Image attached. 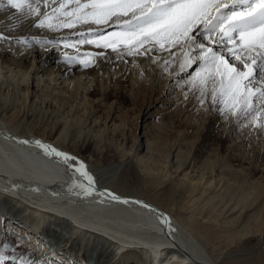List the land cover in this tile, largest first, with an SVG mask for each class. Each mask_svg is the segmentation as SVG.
Wrapping results in <instances>:
<instances>
[{
  "label": "bare ground",
  "instance_id": "6f19581e",
  "mask_svg": "<svg viewBox=\"0 0 264 264\" xmlns=\"http://www.w3.org/2000/svg\"><path fill=\"white\" fill-rule=\"evenodd\" d=\"M4 3L5 7L0 9V19H4V15L10 10L6 0ZM4 21L7 22L8 19L6 21L5 17ZM4 31H6L5 34H9L13 30L7 28ZM28 33V36L33 37L43 33L40 38L50 35L46 39L53 35H72V31L67 29L53 33L44 32L33 27V24L29 25ZM6 36L12 37L13 35ZM2 45H4V50L2 49L3 52L0 53V61L6 63L7 67L28 68L32 70V75L35 77L43 72L50 78L44 81L41 75L38 79H25L24 86L19 89L24 95L25 102L22 100L24 104L20 103L21 105L18 104L19 102L15 103L19 112L15 109L3 115L1 112L6 111L0 110V244L10 245L6 255L19 256L22 253L19 250L13 252L11 248L20 238L24 241L19 246V249L24 250L23 253L29 254L35 260L43 258L47 264H235L231 259L233 256L245 255V250L243 251L242 248L244 239L252 242L254 250L264 248V220L262 219L261 223L263 232H249V226L247 229L248 222H257L264 206V198L256 194L263 186L264 177L258 176L257 179H253L254 181L252 180L249 186H252L251 190L248 188L246 192H241L236 199L232 197L227 204L220 201L223 207L219 212H213L212 209L215 206L213 202H216L218 198L221 200V196L218 197V193L214 192L216 201L215 196L213 198L204 196L205 191L203 193V190L206 187L201 191L199 190L202 188L200 184L201 188L198 189L199 181L201 178L204 179L202 177L204 174L196 173L192 176L190 174V171L194 169L192 165L196 163L195 161L204 157L205 152L202 151L205 149H212L217 144H221L224 150L230 152L243 147L242 143L245 138L235 122L229 121L230 117L228 121L222 119L211 109L206 126L198 132L195 131L198 139L195 147L197 155L193 154L194 159L198 160H194V164L192 161L191 164L187 163L189 162L187 159L185 163H181L184 161L181 156L183 155L181 144L184 139L188 140L190 134H194V129L187 120L189 116L184 114L183 108L177 109L175 105L181 100L179 96L185 94L186 87L180 86L174 89V87H179L174 82V76L167 72L161 73L151 60L137 57L133 63L132 58L128 57L129 62L122 61L124 63L122 67H115L113 64L118 60L114 54L109 52L108 57L99 60L95 67H90L88 71L78 75L80 65L67 64L63 59L64 49L60 51L59 56H56L53 55L54 50L45 51L39 45H33L28 50L23 46L5 43ZM11 47L17 48L16 58L8 50ZM34 50L43 51V54L37 60L33 56L32 61L24 67V51L32 56L30 51L33 53ZM82 51L95 52L97 49L86 45ZM67 54L74 56L78 53L70 47ZM178 65L177 60L173 70L177 69ZM140 67H147L148 71L153 70L148 81L150 94L155 93L154 87H159L161 96L168 98L163 101H160L161 99L152 102L149 100L146 105L141 106V110L135 114L137 121L135 134L129 138L128 133L130 132H126L128 127L124 123L123 113L125 111L120 108L119 100L122 97H128L131 100L133 89L129 84L131 74L135 68ZM100 74L109 76V86L108 83L105 84L102 81V78H98ZM162 74L164 75L160 76ZM82 78L89 79L84 84V80L81 81ZM70 79L71 83L68 85L67 81ZM89 80L92 82L91 86L88 85ZM70 86L75 87V90L76 88L81 89L82 101H85L86 96L89 95L88 99L92 103L90 111L88 109L89 112L84 110L86 101L75 103L73 98V101L69 102V93L65 94L69 97H66L68 101L60 98L61 96L64 98V93ZM196 95V93L193 94L190 103L197 100ZM107 97H112V101L108 102L106 99V102ZM132 101L136 103V100ZM163 110L172 112L170 119L172 122L184 125L183 129L173 131L179 143L172 144L173 147L166 155V166L172 172L168 173V178L174 174V179L178 184L190 178L189 186L184 185V181L181 182L187 187L183 190L186 195L184 196L182 191L180 195L184 196L183 199L186 201L182 199L185 202H182L180 207H176V211L163 207L166 195L157 194L160 189H155L153 197H147V199L137 193L135 187L132 186L133 179L143 176L148 183L151 181L153 186L158 183L156 185L158 188L159 185L160 188L161 186L168 187V181L166 178L163 179L167 176L161 177L163 181L159 179L158 174L153 178L151 176L155 173L149 176L148 167L143 165L152 158L154 144L150 142L148 134L154 128L153 121L157 114ZM21 123L26 125L22 127ZM157 128L160 127L157 125ZM115 136L121 139V141L117 139L120 143L118 141L114 143ZM20 140H40L54 146L59 151L77 157L94 177L96 188L99 191L107 190L129 202H114L109 197L97 194L84 197L76 194L78 189L70 193L68 186L77 177L56 158L46 157L42 150L34 144H21L18 142ZM128 148L131 150L130 154L126 152ZM163 155L160 156L164 157ZM207 156L204 158L206 159ZM107 157H111V161L102 165L100 161ZM204 158L203 162L201 160L199 163L209 164L210 160L204 162ZM237 162L239 166L244 163L242 159H237ZM209 165L205 167L208 168ZM198 167L200 166L196 168ZM201 169L205 170L203 167ZM255 170L264 171V166H257ZM238 172L239 170L236 173ZM218 173L219 177L215 174L214 176L220 178V172ZM186 182L189 183V181ZM179 186H175L178 191L181 190ZM168 191L170 193L171 189ZM132 201H141L151 207H142ZM221 203L218 205L220 206ZM162 215L169 221L167 226L161 222ZM166 239H168L167 243L178 248L180 252L175 248L168 249V246L164 244ZM160 244L164 245L160 246ZM165 251L168 257L155 259L157 254H163Z\"/></svg>",
  "mask_w": 264,
  "mask_h": 264
},
{
  "label": "snow or ice",
  "instance_id": "6c2138e0",
  "mask_svg": "<svg viewBox=\"0 0 264 264\" xmlns=\"http://www.w3.org/2000/svg\"><path fill=\"white\" fill-rule=\"evenodd\" d=\"M21 16L33 19V27L49 32L72 31L71 36L41 39L33 36L5 37L7 41L45 51L61 48L63 59L81 68L95 67L109 52L116 60L133 63L137 57L152 61L161 73L174 76L177 86L196 93L201 107L210 97L212 110L222 119L232 118L238 127L264 129V0H6ZM58 5V6H56ZM5 7L0 0V9ZM51 9L49 12L48 9ZM85 45L97 51H82ZM77 56H69V48ZM11 50V48L9 49ZM179 61L178 68L173 66ZM183 81V82H182ZM244 121V124H241ZM34 144L46 157L56 158L74 174L71 193L92 194L128 203L115 193L99 191L94 177L77 157L40 140ZM142 207L150 205L132 201ZM165 226L167 217L161 216ZM20 238L12 245L19 250ZM8 243L0 244V264H47L27 253L6 255Z\"/></svg>",
  "mask_w": 264,
  "mask_h": 264
},
{
  "label": "rangeland",
  "instance_id": "374dc122",
  "mask_svg": "<svg viewBox=\"0 0 264 264\" xmlns=\"http://www.w3.org/2000/svg\"><path fill=\"white\" fill-rule=\"evenodd\" d=\"M48 11L50 12L51 9L49 8ZM6 15H4V16L6 17V21L8 19L7 22L4 21V19H5L4 16H3L4 19H0V34H3L5 37H7L6 35H10V34L13 35L12 37L28 36L29 35V33H28V27H29L30 24H33V22H34L32 18L27 17V16L20 17L21 15L15 13V10L12 9L11 7H10V10H9V13H7ZM14 19H15V21L16 20L17 21L15 22ZM18 22H19V24H18ZM10 24H11L12 27L10 26ZM7 28H9V29L11 28V30H13V31L10 32L9 34L8 33L5 34L6 31H4V30H6ZM44 32H49V31H46L45 30ZM42 34L43 33H41V35L40 36H37V37L40 38L42 36ZM48 36H50V35H47L46 37H42L41 39H46ZM60 37L61 36H54L53 35L49 39H53V38L54 39L55 38L59 39ZM4 43L5 44H8L7 41L3 42V44ZM12 45L16 46L15 44H12ZM17 46H19V45H17ZM3 47H4V45H2V43H0V53L3 52V50H4ZM11 49L12 50H9L8 49L9 52L12 53V55L15 56V58H16V54H18L17 53L18 52L17 51V48L11 47ZM62 49L63 48H61L59 51L54 50L55 53L53 55L59 56L60 51ZM24 52H25V54H23L25 56L23 58V59H25L24 60V63H23L24 64V67L27 66L30 63V61H32L33 56L37 60L43 54V51H35L34 50L33 53L30 51V53L32 54V56H31V55H29V53L27 54L26 51H24ZM21 54L22 53H20V55ZM77 55L78 54H74V56H77ZM18 57L19 56H17V58ZM59 59H61V58H59ZM123 65H124V63L122 61H118V62H115L113 64V66H115V67H122ZM146 68L145 67H140L139 69L138 68H135L134 71L131 74V81L129 83L131 85V88H133L132 89V93H131V96H132L131 100H129L128 97H122L119 100L120 108L122 109V111L123 110L125 111L123 113L124 123H125L126 127H128V129H127L126 132H130V133H128V135L130 136L129 138H131L135 134V128H136V125L135 124L137 122L136 121V118H135V114L137 113L138 110L139 111L141 110V106L143 104L146 105L149 102V100L151 102L154 101V100H156V99H159V100L161 99L160 101H163V100H165V99L168 98L167 96H161L160 88L159 87H154L155 93L154 94L153 93L150 94L148 81L150 80V74L152 73L153 70H150L151 71L150 72ZM85 71H88V69L85 70L83 68H80L79 69V72H78V75L81 74L82 72H85ZM147 71H148V74L149 75L146 73ZM32 74H33L32 70H29L28 68H24V69L23 68H18V69L15 68L14 69L13 67H10V66L7 67V64L6 63H3V62L0 61V85H1L0 86V99H1L0 100V110L1 109L2 110L4 109L6 111V112H3L2 111L1 114L5 115L4 113H7L8 111H12V110L15 111V109L18 111L19 108L17 107V105H15V103L17 104L19 102L18 104H20V103L24 104L23 103V101L25 100L23 98L24 95L21 94L22 92H20L21 90H19V89H22V87L24 86V84H25V81L24 80L25 79H27V78H28V80L29 79L31 80V78L38 79V78H40L41 75H43L42 80L44 79V81H45V79H50L43 72L40 73V74H38L36 77H35V75H32ZM105 75L104 74H100V76H98V78H102V81L105 82V84L108 83L107 85L109 86V84H110V80H108L109 76L108 75L105 76ZM138 75H139V77H138ZM163 75L164 74H162L160 76H163ZM88 79L89 78H85V79L82 78L81 81L84 80V84H85L88 81ZM70 83H71V79H70V81L69 80L67 81V84L68 85H70ZM91 84H92V82L89 80L88 85L91 86ZM70 87H72V86H70ZM70 87L67 88L68 91H65L67 89L64 90L65 91L64 98H63V96H61L60 98H62V100H65V101L67 100L68 101V99L66 97H68L67 95L69 93V95H70V98L68 97L69 98V102L73 101L72 100L73 98L75 100L74 101L75 103H77V102L78 103H84L86 101V104L84 103L85 106L82 104L85 107V108L84 107L83 108L86 111H88V109L90 111L91 104L92 103L88 99L89 98V95L86 96L85 101H82V99H81L82 98L81 89L78 90L76 88V90H75L74 89L75 87H72L73 89L70 88ZM176 88L178 89V88H180V86L179 87H174V89H176ZM65 94H67V95H65ZM193 94H194L193 92H189L188 95H187V98L185 97V94H183V95L181 94V96H179L181 100H179L175 104V105H177V109L183 108V111L185 110L184 111V114L186 113L190 117L189 118L186 115V118L188 117L187 118V120L189 121L188 123L194 129L193 130L194 134L193 133L190 134L193 137L192 136L190 137V135H189L188 138L186 137L188 140L186 141L184 139V141H183V143H186V144H183V143H182L183 145L181 144V149H182L181 152L183 153V155L181 154L182 161L184 160L181 163H185L186 162V159H187V161L189 160V162H187V163H190V164L192 162H193L192 164H194V160H198V159H194V156L195 155L193 154V153L196 154V152H195L196 151V148L195 147L197 146V142H198L197 132L206 126V122H207V120H208V118L210 116V112H211V109H212L211 104H210V97H209L208 100H206V103H205V105L203 107L200 106L198 100H195L194 102L190 103V101H191V99L193 97ZM75 98H77V100ZM79 98L81 99V101H80ZM106 99L108 100V102L112 101V97L105 98V101L107 102ZM83 100H84V98H83ZM132 100H136V103H134L135 101H132ZM133 104H134V106H133ZM127 108L130 109V110H126ZM171 115H172V112L171 111H168V110H163V111H161V112H159L157 114L156 119L153 121L154 128H152V132H149L150 134H148V138H149L150 142L152 143V145L154 144V146H152V151H153V154H151L152 155L151 156L152 158H150L148 161H146L143 164L146 168L148 167L147 169H149V173H150L149 176H151L152 173H155V175H152L151 176V177L154 178V176H157V174H158V176H160L159 179H161V181H163V179L165 180V178H166V180L168 181V184H167L168 187L170 185L171 186L169 188L167 186H163V187L161 186V188H160V185H159V188H158V187H156V185H158V183H156L154 185L155 186L154 187L153 184H151L152 182L149 181L150 183H148L147 182V179L145 177H143V176L142 177L139 176L137 179H133L132 186L135 187V190H136L137 193L142 194L141 196L143 198L153 197V195L155 194V189H160L159 193H157V194H159V195H164L165 194L166 195V200L163 203V207H166L167 209L172 208L174 211H176V207H180L183 204L182 202H185L186 201L185 199H183L184 196L186 195V193H183V190H184V188L186 186H189V184H190V178L188 177L189 180H187V178H186V179L180 181L179 182L180 186H179L178 182H176V180L174 179V174L172 175V177H170L172 179L168 178V173H172V172L169 171L168 168H167V166H166V160H167L166 155H168V152L170 151L171 147H173L172 144L175 145L178 142V139L174 135L173 131L176 130V129H180V128L183 129V126H184L182 124L181 125H178L177 123L172 122L170 120L171 119ZM229 121L230 122L233 121L231 117H230ZM186 123H187V121H186ZM244 123H245L244 121L241 122V124H244ZM25 125L26 124H24V123L22 124L21 123V126L22 127L25 126ZM157 125H158V127H160L159 129L157 128ZM239 130L241 132V135L245 138L244 139V143H242L243 144V147L242 148L235 149V150H233L234 152L233 151L230 152V151L224 150L222 148L221 144H217V145L213 146L212 149H207V150L205 149L206 151L205 150L202 151L203 153L205 152L204 155H203L204 157L207 156V155H209V152H210V155L207 156L206 159L203 157L204 158V162H206V160H208V161L210 160V163H211V164L209 163L210 165L207 162H206L205 165H201L202 162H203V158H202L201 159L202 162L199 163V161H201V160L195 161L196 163L194 165H192V168L194 166V169L192 171L189 170L191 176H192V174H196V173H199L200 175L201 174H204L205 175V176L202 175V177H204V179L207 181V183H206V181L203 178H201V181L203 183L201 181H199V184H198V186L201 184L200 186L202 188L200 186L198 187V189L201 188V189H199L201 191H202V189L204 187H206V189L204 188V190H203V193H204V191L206 193V194L204 193V196L205 195L206 196H211V198H213L215 196L214 197V200L215 201H216L215 198H216V194L217 193H218V195H217L218 197L221 196V200H219V198L217 197L218 200H219V201L217 200L218 202L217 201L216 202H213L212 201L213 204L215 203L214 205L216 207H219V208H216L211 203V206L212 205L214 206V208L212 209L213 212H219L220 208L223 207L222 203L223 204H227V202L229 200H231L232 197L236 199V197L239 196L241 194V192H246L248 188L251 190V187L252 186L251 187H249V186L251 185V182L254 181L253 179H257L258 176L259 177L260 176H263L264 177V173H263L264 171L259 172V171H257L258 169L255 170V167H257V166L258 167L260 165L264 166V151H263V149H264V129H253L251 126H248V127H239ZM195 131H197V132H195ZM117 137L116 136L114 137V139H113L114 143H116L118 140L121 141V139L119 137L118 138ZM186 146H188V147H186ZM128 149H126V152H128V154H130L129 152H131V150H130V148H128ZM213 149H214V151H212ZM156 154L158 156H156ZM162 154H164L163 155L164 157L160 156ZM192 155H193V157H192ZM186 156H188V158ZM155 157H157V158H155ZM191 158H193V159H191ZM214 159H216V160H214ZM237 159H239V160L242 159L244 161V163H243L242 166L237 165L238 164ZM235 160H236V162H235ZM101 161H100V163L102 165L103 164L105 165L107 162L109 163L111 161V157L104 158ZM151 161H153V162L151 163ZM157 162H159V163L157 164ZM151 164H153V165L151 166ZM181 165L183 166V164H181ZM195 165H196V167L197 166H200V167H198V169H197L195 167ZM208 165H209V167L206 168L205 166H208ZM237 166H239V167H237ZM202 167L205 170H202L201 169ZM151 168H153L154 170L151 169ZM199 168L201 169V171H200ZM260 168H262V167H260ZM195 169L196 170H199V171L197 172ZM206 169H208L207 170V172H208L207 175L205 174ZM209 169H211V170H209ZM155 170H156V172H155ZM217 170H219V171H217ZM231 170L233 172H235V173H233ZM235 170H237V171L239 170L238 173H240V174L236 173L237 171H235ZM218 172H220V178L215 177V176H218L219 177V173ZM161 173H163V174H161ZM212 173H213V176L211 177ZM214 174H215V176H214ZM234 174H235V176H234ZM164 176H167V177H164ZM161 177L162 178L164 177V178L162 179ZM233 177H235V178H233ZM236 178H237V180H236ZM142 179L144 180V182H143ZM161 181L159 182V180H158L159 183H162ZM169 181L171 182V184H170ZM183 181H184V183H183ZM186 181H189V183L186 182ZM181 182L184 185L186 184V186H183ZM145 183H146V185H145ZM231 184L233 185V187H232ZM174 185L176 187H178V186L181 187V185H182V187L179 188L181 190L178 191V188L176 190V187ZM215 185H216L217 188L214 187ZM227 186H228V188H227ZM229 186H230V188H229ZM207 187H208V189H207ZM167 188L168 189H171V192L170 193H169V191H168ZM235 188L236 189L238 188V189L236 190ZM240 188L243 189V190L241 191ZM181 191H182L183 195L185 194L183 197L180 196V195H182L181 194ZM238 191H239V193H238ZM208 192H209V195H208ZM214 192H216V194ZM219 192H221L220 193L221 195L219 194ZM225 192H226V194H225ZM177 193H178V196H177ZM256 194L257 195H260L261 198H264V195H263L264 194V180H263V186L259 189V191ZM256 194H254V195H256ZM182 199L185 200V201H183ZM220 201L221 202L223 201V202L221 203ZM224 201L226 203H224ZM220 203H221L222 206L221 205L220 206L218 205ZM241 219H243V218H241ZM262 219L264 220V206L262 208V211L259 214V217L257 219V222H250V223L248 222L247 223V229H248V226H249V230L248 231L249 232H252V233H254V232L255 233H257V232L258 233L259 232H263V227L261 225V223L263 222ZM251 245H252V242H250L247 239H244L242 241V248H243V251L245 250L244 251L245 255L243 254L241 256L240 255L239 256L238 255L233 256L231 259L234 260L235 264H264V248H261V249L259 248V249L254 250L255 248H253V245L252 246ZM19 251L20 252H23L24 250L22 251L21 249H19Z\"/></svg>",
  "mask_w": 264,
  "mask_h": 264
}]
</instances>
